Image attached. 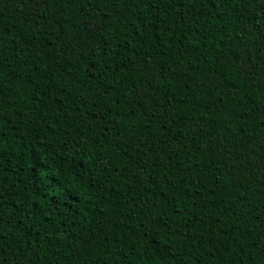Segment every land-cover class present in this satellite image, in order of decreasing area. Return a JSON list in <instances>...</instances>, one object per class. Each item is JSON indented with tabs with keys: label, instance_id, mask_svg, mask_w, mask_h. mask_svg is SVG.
Instances as JSON below:
<instances>
[{
	"label": "trees",
	"instance_id": "16d2710c",
	"mask_svg": "<svg viewBox=\"0 0 264 264\" xmlns=\"http://www.w3.org/2000/svg\"><path fill=\"white\" fill-rule=\"evenodd\" d=\"M0 264H264V0H0Z\"/></svg>",
	"mask_w": 264,
	"mask_h": 264
}]
</instances>
